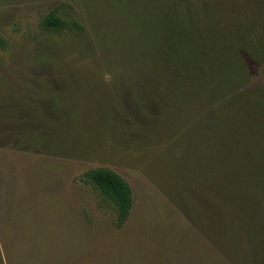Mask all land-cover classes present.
I'll use <instances>...</instances> for the list:
<instances>
[{
  "label": "rangeland",
  "instance_id": "1",
  "mask_svg": "<svg viewBox=\"0 0 264 264\" xmlns=\"http://www.w3.org/2000/svg\"><path fill=\"white\" fill-rule=\"evenodd\" d=\"M158 10L0 0V101H41L37 125L21 115L33 141L0 135V264H256L245 234L264 223V60L240 54L230 96L216 79L198 99L173 93ZM95 169L130 187L121 227Z\"/></svg>",
  "mask_w": 264,
  "mask_h": 264
},
{
  "label": "trees",
  "instance_id": "2",
  "mask_svg": "<svg viewBox=\"0 0 264 264\" xmlns=\"http://www.w3.org/2000/svg\"><path fill=\"white\" fill-rule=\"evenodd\" d=\"M155 2L159 5V10L155 13L156 38L165 36L164 51L168 54L166 63L176 71V75L169 80L173 93L181 89L188 93L190 91L199 98L198 91L208 87L210 81L216 79L218 87L222 89L216 98L230 96L231 88L235 91L240 87L246 75L241 68L243 62L240 54L257 63L264 60V0ZM45 23L55 29L62 26L61 21L53 14L45 19ZM3 46L4 42L0 38V47ZM204 92L208 91L204 89ZM233 96V100L238 99V96ZM39 102L40 105L36 107ZM40 111L41 101H0V135H15L33 141L38 127H32L31 123V127H26L21 115L27 113V124L32 121L37 125V121L41 119ZM5 123L8 124L3 127ZM223 156L226 157L227 154L222 152L221 160L225 159ZM85 176L113 204L117 225L121 227L132 207L129 185L119 175L107 169H95ZM224 190L225 188H220V192ZM245 236L253 262L264 264V223L249 227Z\"/></svg>",
  "mask_w": 264,
  "mask_h": 264
}]
</instances>
